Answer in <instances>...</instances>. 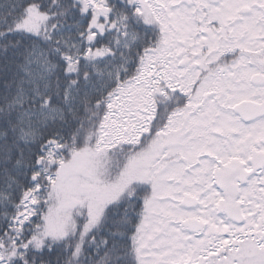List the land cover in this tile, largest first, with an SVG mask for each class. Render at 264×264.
I'll return each mask as SVG.
<instances>
[{"label": "snow or ice", "instance_id": "snow-or-ice-1", "mask_svg": "<svg viewBox=\"0 0 264 264\" xmlns=\"http://www.w3.org/2000/svg\"><path fill=\"white\" fill-rule=\"evenodd\" d=\"M0 264H264V0H0Z\"/></svg>", "mask_w": 264, "mask_h": 264}]
</instances>
